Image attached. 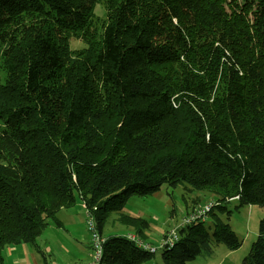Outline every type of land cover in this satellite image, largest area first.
<instances>
[{"label": "trees", "instance_id": "16d2710c", "mask_svg": "<svg viewBox=\"0 0 264 264\" xmlns=\"http://www.w3.org/2000/svg\"><path fill=\"white\" fill-rule=\"evenodd\" d=\"M166 184L213 196L207 220L155 251L105 235L97 264L240 247L217 210L264 206V0H0V261L43 256L78 199L102 234L113 212L142 231L126 201ZM243 263L264 264V218Z\"/></svg>", "mask_w": 264, "mask_h": 264}, {"label": "rangeland", "instance_id": "374dc122", "mask_svg": "<svg viewBox=\"0 0 264 264\" xmlns=\"http://www.w3.org/2000/svg\"><path fill=\"white\" fill-rule=\"evenodd\" d=\"M96 12L100 15L102 14L100 5L97 6ZM81 40L78 35H71L70 41L72 47H78ZM199 196L202 198V202H200L202 204L213 198V196L207 195L203 191L195 190L191 192L182 186L172 187L168 184L147 196L134 194L126 201L123 212L144 218L148 221V225H145L144 228L141 227L142 231H134L136 229L134 226L120 222L116 219L119 213L113 212L106 222L102 235L126 234L134 231L144 237L151 246L158 248L165 231L171 230L181 224L191 208L198 205V202L194 198ZM236 204L237 201L232 200L228 204L229 210L226 212L217 210V212L241 237L240 247L231 250L225 243L216 244L211 254H202L190 261V264H244L243 259L245 255L249 252L253 241L258 237L260 220L264 218V206L247 204L237 209L235 207ZM82 205V201L78 199L75 208L81 216L83 212ZM62 217L65 224L64 229L52 224L38 237V243L46 246L45 255L49 261H55L59 258L56 257L57 254L50 252V247L62 250L63 246L67 244L71 253H74L75 249H90L88 241L84 240L82 236L88 233L85 220L84 223L82 220L80 222L77 220L70 221L64 215ZM7 250L6 248L5 253H7ZM63 255L67 256V252L63 251ZM38 258L41 259V255H38ZM73 263L71 262L70 264ZM142 264H165V262L159 250L151 262L148 261V263L144 262Z\"/></svg>", "mask_w": 264, "mask_h": 264}, {"label": "crops", "instance_id": "0c3cea01", "mask_svg": "<svg viewBox=\"0 0 264 264\" xmlns=\"http://www.w3.org/2000/svg\"><path fill=\"white\" fill-rule=\"evenodd\" d=\"M63 215L66 216L70 221L77 220L78 222H80L82 220L84 222L85 220V215L83 214V212L81 216L74 206L72 209H69L68 211L61 212L60 214V219L62 221L61 226H58L55 223H52V224L56 225L58 228L60 227L64 229L65 224L63 222L64 221L62 217ZM134 231L128 232L126 234H133L137 236V238H141V236L137 235ZM82 236L84 240L88 241L89 248H90L89 250L87 249L76 250L75 249L74 253H71V251L69 250V246L67 244L63 246L62 250H60L59 248L54 249L53 247H50L49 248L50 252L57 254L56 257H59V258L56 259L55 261H49L46 259V255H45L46 246H42L41 244V247L44 250V255L42 256V254H39L30 245L23 244V245L8 247L7 253L4 254V258L2 261H0V263L1 264H70L71 262H74L73 264H90L93 262V258H94V252L91 246L90 236L88 233L87 234L85 233ZM142 239L146 241L145 238H142ZM63 251L67 252V256L63 255ZM38 255H41V259L38 258Z\"/></svg>", "mask_w": 264, "mask_h": 264}, {"label": "built area", "instance_id": "2783aa9c", "mask_svg": "<svg viewBox=\"0 0 264 264\" xmlns=\"http://www.w3.org/2000/svg\"><path fill=\"white\" fill-rule=\"evenodd\" d=\"M214 205L215 202L211 199L209 201L204 202L203 204L200 203L194 208H192L190 212H188V214L184 217L183 221L179 226L174 227L173 229L168 231L167 236L160 244V247L163 246L166 242L174 243L178 239L179 227L186 226L187 224H190L197 220H207L209 212L214 207ZM87 225L88 230L91 234V246L94 252L93 262L90 264H97L103 255V244L105 242V237L96 227V221L94 220V217L89 211H87ZM129 236L133 239H136L137 242H139L144 247L149 248L151 251H155L154 247H150V245L144 242L141 238H137V236L133 234H130Z\"/></svg>", "mask_w": 264, "mask_h": 264}]
</instances>
